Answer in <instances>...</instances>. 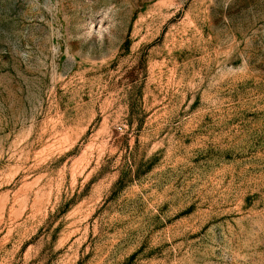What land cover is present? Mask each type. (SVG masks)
I'll return each mask as SVG.
<instances>
[{"label": "rangeland", "instance_id": "rangeland-1", "mask_svg": "<svg viewBox=\"0 0 264 264\" xmlns=\"http://www.w3.org/2000/svg\"><path fill=\"white\" fill-rule=\"evenodd\" d=\"M0 264H264V0H0Z\"/></svg>", "mask_w": 264, "mask_h": 264}]
</instances>
